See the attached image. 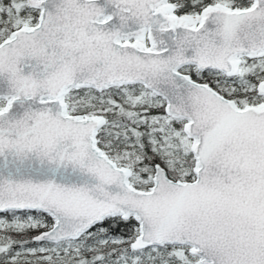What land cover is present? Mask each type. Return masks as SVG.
I'll use <instances>...</instances> for the list:
<instances>
[{
  "label": "snow or ice",
  "instance_id": "6c2138e0",
  "mask_svg": "<svg viewBox=\"0 0 264 264\" xmlns=\"http://www.w3.org/2000/svg\"><path fill=\"white\" fill-rule=\"evenodd\" d=\"M0 264H264V0H0Z\"/></svg>",
  "mask_w": 264,
  "mask_h": 264
}]
</instances>
